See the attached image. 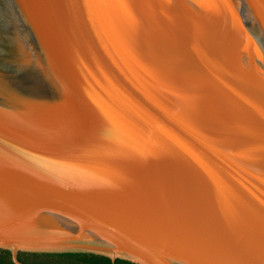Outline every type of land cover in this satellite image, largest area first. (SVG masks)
<instances>
[{"label": "water", "instance_id": "obj_1", "mask_svg": "<svg viewBox=\"0 0 264 264\" xmlns=\"http://www.w3.org/2000/svg\"><path fill=\"white\" fill-rule=\"evenodd\" d=\"M0 249L264 264V0H0Z\"/></svg>", "mask_w": 264, "mask_h": 264}, {"label": "trees", "instance_id": "obj_2", "mask_svg": "<svg viewBox=\"0 0 264 264\" xmlns=\"http://www.w3.org/2000/svg\"><path fill=\"white\" fill-rule=\"evenodd\" d=\"M18 257L25 264H138L122 258L113 263L108 256L86 252H19ZM0 264H15L9 250L0 249Z\"/></svg>", "mask_w": 264, "mask_h": 264}]
</instances>
